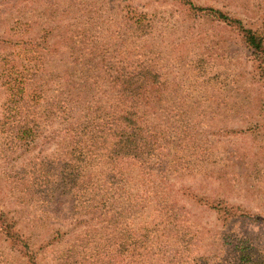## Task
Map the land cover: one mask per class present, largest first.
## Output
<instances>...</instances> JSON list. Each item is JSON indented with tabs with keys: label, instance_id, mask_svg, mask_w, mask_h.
<instances>
[{
	"label": "rangeland",
	"instance_id": "1",
	"mask_svg": "<svg viewBox=\"0 0 264 264\" xmlns=\"http://www.w3.org/2000/svg\"><path fill=\"white\" fill-rule=\"evenodd\" d=\"M190 1L264 32V0ZM201 14L185 0H0V211L27 247L12 249L0 232V264H217L222 222L205 203L264 219V81L239 33ZM119 63L160 77L154 108L140 109L156 137L152 171L73 154L81 119L100 109L110 122L130 106L104 67ZM108 167L122 185L108 182ZM121 191L145 199L140 213L124 211ZM253 229L264 245V227Z\"/></svg>",
	"mask_w": 264,
	"mask_h": 264
},
{
	"label": "trees",
	"instance_id": "2",
	"mask_svg": "<svg viewBox=\"0 0 264 264\" xmlns=\"http://www.w3.org/2000/svg\"><path fill=\"white\" fill-rule=\"evenodd\" d=\"M185 4H190L192 11H199L202 13L201 15L206 14L204 16L225 24L239 33L243 44L251 52V58L255 64V69L259 77L264 81V32L262 33L248 28L242 20L234 19L222 11H217L212 8L204 9L196 7L192 5L193 3L191 4L190 0H185ZM136 17L137 16H134V18L128 20L132 23V28H130V30L134 33H139L143 28L141 25L142 18ZM125 23L127 25L126 20ZM81 59L82 58H70L72 66L76 67L80 65L82 71L87 72L90 69V63L89 61ZM104 67L107 70L106 72L112 84L125 95L128 94L130 96L131 104L120 111L116 118L110 122L108 120L99 121L100 119L107 118L104 115L98 114L100 109H96L98 111L95 112L94 117L87 115V117L85 116L81 119L76 125V130L72 132L76 140L75 147H73V154L80 164H82L81 162L87 163L89 159H91V163L98 160L104 164L109 163L114 166L118 161L129 159L140 163L144 166L141 168H144L147 172L152 171L154 169L152 165L155 164L154 158L156 157L158 159L159 156L157 155V146L154 145L156 137L151 130L145 128L140 109L142 108L144 114L147 115V113L154 108L153 101L158 93L160 77L154 73V68L148 65L136 64L135 67L131 69L119 63L116 67L111 64H105ZM69 71L73 74V69L70 68ZM67 98L64 99L61 109L65 114L69 115L72 112V108L70 99ZM108 147L111 148V152L107 150ZM93 148H99L101 150L94 151L92 150ZM108 171L110 176L108 182L117 184V168L108 167ZM118 183L119 185L123 184L119 179ZM85 191L86 190H82L81 194ZM101 193L102 199L98 205L108 209L109 206H112L110 203L112 197L110 198L107 193ZM116 195V193L113 194V196ZM125 196L127 197V201L124 206V211L131 214V216L140 213L138 210L140 208L142 209L145 199L142 200L141 196L137 195L138 200H134L135 197L128 196L122 192V197L125 198ZM203 206L205 208L208 207L210 211H215L217 213L216 220L222 222L219 237L215 239L216 241L214 243L221 247L216 249V253L212 251L214 253L213 257L217 258L214 259L219 260L217 264H264V245L257 246L256 241L260 237L253 234L255 232H252V230H254L253 228L257 225L260 228L264 227V225H261V223H264L262 222L264 219L261 216L251 211H246L242 207L233 206L228 202H217V204L205 203ZM93 208H96V205H94ZM175 208H177V206L165 207L163 209L166 211V215H174L175 213H172V210ZM115 215L114 219L118 216L117 214ZM172 220H174L173 217ZM106 221L108 228L117 227L119 224L116 222L118 224L113 226L115 225L113 222L118 220L107 219ZM261 230L264 231V229ZM0 232L6 241L10 243L12 249L24 247L22 237L15 230V225L9 223L6 215L2 211H0ZM142 238L143 237H137V240H134L130 244L138 246V244L142 242ZM181 245L185 247V250H188L189 247H187V244L183 243ZM129 246L130 245L125 246L122 244L121 250L124 251ZM24 248L27 249L26 245ZM107 248L108 245H105L102 253L105 259L110 260V251H106ZM178 250L180 251V249ZM23 253L24 255L26 254L24 249ZM164 262L165 264H171V259L166 258Z\"/></svg>",
	"mask_w": 264,
	"mask_h": 264
}]
</instances>
